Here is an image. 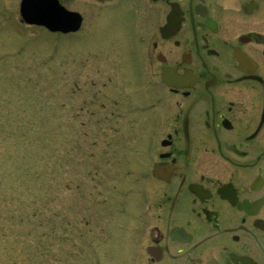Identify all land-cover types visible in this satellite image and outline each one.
I'll return each mask as SVG.
<instances>
[{
	"label": "flooded vegetation",
	"instance_id": "obj_1",
	"mask_svg": "<svg viewBox=\"0 0 264 264\" xmlns=\"http://www.w3.org/2000/svg\"><path fill=\"white\" fill-rule=\"evenodd\" d=\"M21 1L35 39L102 33L140 86L135 107L104 94L107 175L126 163L133 189L104 264H264V0H26L77 14L68 33L27 24Z\"/></svg>",
	"mask_w": 264,
	"mask_h": 264
},
{
	"label": "rangeland",
	"instance_id": "obj_2",
	"mask_svg": "<svg viewBox=\"0 0 264 264\" xmlns=\"http://www.w3.org/2000/svg\"><path fill=\"white\" fill-rule=\"evenodd\" d=\"M18 3L0 0V264H104V228L131 220L133 196L132 167L104 165V94L132 107L140 86L102 33L35 39Z\"/></svg>",
	"mask_w": 264,
	"mask_h": 264
},
{
	"label": "water",
	"instance_id": "obj_3",
	"mask_svg": "<svg viewBox=\"0 0 264 264\" xmlns=\"http://www.w3.org/2000/svg\"><path fill=\"white\" fill-rule=\"evenodd\" d=\"M77 14L60 10L45 11L33 10L27 6L26 0H22L19 7V16L27 24L38 25L46 28L50 32H75L79 28L80 19Z\"/></svg>",
	"mask_w": 264,
	"mask_h": 264
}]
</instances>
